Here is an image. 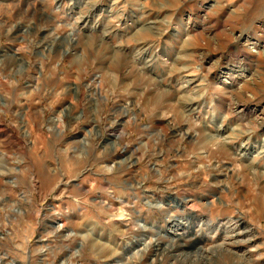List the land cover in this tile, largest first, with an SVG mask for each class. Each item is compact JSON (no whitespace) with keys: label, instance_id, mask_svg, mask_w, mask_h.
Here are the masks:
<instances>
[{"label":"rangeland","instance_id":"obj_1","mask_svg":"<svg viewBox=\"0 0 264 264\" xmlns=\"http://www.w3.org/2000/svg\"><path fill=\"white\" fill-rule=\"evenodd\" d=\"M0 264H264V0H0Z\"/></svg>","mask_w":264,"mask_h":264},{"label":"bare ground","instance_id":"obj_2","mask_svg":"<svg viewBox=\"0 0 264 264\" xmlns=\"http://www.w3.org/2000/svg\"><path fill=\"white\" fill-rule=\"evenodd\" d=\"M217 4V3H216ZM98 7V6H97ZM82 9V8H81ZM121 10V9H120ZM96 12V11H95ZM96 15V14H95ZM87 17V16H86ZM123 17V16H122ZM89 19V18H88ZM85 20V19H84ZM121 20V19H120ZM120 20H119V22H120ZM90 22V21H89ZM88 22V23H89ZM87 23V24H88ZM96 25V24H95ZM141 25V24H140ZM109 28V27H108ZM84 32V31H83ZM92 33V32H91ZM136 33V32H135ZM80 34V33H79ZM75 37V36H74ZM83 37V36H82ZM142 38V37H141ZM57 39V38H56ZM138 39V38H137ZM104 40V39H103ZM24 41H26L25 39H24ZM52 41V40H51ZM79 41V40H78ZM47 47V46H46ZM42 49V48H41ZM143 49V48H142ZM151 49V48H150ZM103 50V49H102ZM144 50V49H143ZM47 51V50H46ZM96 51V50H95ZM153 51V50H152ZM102 52V51H101ZM143 52V51H142ZM145 52H147V51H145ZM144 52V53H145ZM100 53V52H99ZM140 53V52H139ZM152 53V52H151ZM118 55V54H117ZM131 55V54H130ZM137 55H139V54H137ZM143 55V54H142ZM151 56H152V54H150ZM100 56V55H99ZM141 56V55H140ZM154 56H155V54H154ZM153 56V57H154ZM102 57V56H101ZM117 57V56H116ZM142 57V56H141ZM149 57V56H148ZM126 58L128 59V57L126 56ZM132 58V57H131ZM134 58V57H133ZM138 58V57H137ZM122 59V58H121ZM144 59V58H143ZM142 59V60H143ZM113 60V59H112ZM133 60V59H132ZM137 60V59H136ZM146 60H147V58H146ZM144 61V60H143ZM143 61H142V63H143ZM150 62V61H149ZM139 63V62H138ZM147 63V62H146ZM102 64V63H101ZM113 64V63H112ZM136 64V63H135ZM148 64V63H147ZM114 65V64H113ZM125 65V64H124ZM133 66H134V64H132ZM136 66H137V64H136ZM135 67V66H134ZM147 67H148V65H147ZM147 67H145V69L147 68ZM109 70H111V68L109 69ZM144 70V69H143ZM147 70V69H146ZM145 70V71H146ZM102 71L103 72H106V73H108L109 74V72H107L106 71V68L104 69L103 67H102ZM119 71V70H118ZM130 71V70H129ZM169 74V73H168ZM170 75V74H169ZM118 79V78H117ZM241 79H243V76H239V77H236V76H233V75H229L228 76V78H227V80L226 81H228V85H232L233 87H234V84L236 83V82H238L239 80H241ZM99 84H100V89H101V87L103 86V84H104V80H101L100 82H99ZM162 84V83H161ZM99 88V87H98ZM237 91V90H236ZM183 102V101H182ZM191 102V101H190ZM191 104V103H190ZM193 104V103H192ZM248 108V107H247ZM247 108L246 107H242L241 106V108H240V111L238 112V115H244V113H245V111L247 110ZM189 111H191V110H189ZM193 111V110H192ZM246 115V114H245ZM238 117V116H237ZM244 119V118H243ZM252 124V123H251ZM256 128V127H255ZM218 139V138H217ZM216 139V141H218ZM214 139L212 138L211 139V141H213ZM215 140L212 142V143H217ZM225 143V142H224ZM210 144V143H209ZM208 144V145H209ZM217 150L218 151H220V152H228L229 151V148L227 147V145H225V144H222V143H217ZM145 193V192H144ZM154 200V199H153ZM155 202H157L156 200H155ZM163 203L162 202H158L157 203V205L158 206H161ZM177 209V208H176ZM126 239V238H125Z\"/></svg>","mask_w":264,"mask_h":264}]
</instances>
